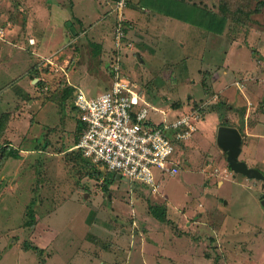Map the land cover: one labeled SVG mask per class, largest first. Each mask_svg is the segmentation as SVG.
<instances>
[{"label":"rangeland","instance_id":"rangeland-1","mask_svg":"<svg viewBox=\"0 0 264 264\" xmlns=\"http://www.w3.org/2000/svg\"><path fill=\"white\" fill-rule=\"evenodd\" d=\"M139 2L128 0L123 11L128 15L127 6L134 4L144 12L135 11L137 14L151 16L145 17L148 28L129 20L127 33L135 38L132 48L137 51H140L138 48L146 49L142 52L146 62L137 55L126 58L131 50L122 48V73L135 86L142 85L148 89L146 93L151 104L167 111L165 115L153 111V118L157 121L164 117L171 119L176 114L173 110L177 108L196 111L201 105L200 112L203 111L204 116L218 110L219 120L213 121L216 128L224 120L237 127L244 141L240 159L245 158L248 165L264 170V0ZM37 4L43 5L48 12L52 5L60 6V0H0V27L3 29L0 36V62H3L0 64V87L31 64L36 65L35 70L39 71L36 74L34 71L26 81L31 92L20 90L17 85L15 97L9 91L0 96V117L8 113L9 119L13 113L19 137L15 143L7 135L0 146V264H142L143 261L146 264L147 256L153 260L149 264H155V254L162 255V264H173L168 256H172L176 264H264V180L247 178L242 184L234 182L236 180L231 177L232 182L228 179L222 187L217 184L216 179H223L219 173L224 176L231 175L233 171L229 167L227 153L222 151L218 163L215 162L214 154L220 149L216 143L217 129L213 134L211 122L201 123L200 127L197 124V129L185 139L187 144H191L189 138H194L197 143L189 147L192 148L191 153L196 154L197 161L189 162V177L184 171L183 164L187 163L184 160L180 164L181 174L167 176L162 185L168 193L169 197L165 198L168 202L163 201L159 193L154 195L147 188L149 192L139 185L135 187V201L143 204V216L137 215L130 201L133 196L129 192L131 182L127 178L124 181L118 176L111 178L105 167L82 160L77 149L69 150L80 135L81 123L74 89L68 86L60 58L62 61L65 57L72 66L80 67L81 80L89 78L87 71L98 73L101 78L106 75L118 56V46L110 40L113 38L114 17H107L102 22L104 36L108 38L106 44L111 50V55H105L107 59H103L93 45L96 43L92 40L94 35L83 31V28H79L81 31L76 35L70 29L66 30L70 43L66 38L61 42L59 36L51 33L56 26L45 28V34L31 29L26 18L34 12ZM90 7L93 8L92 4L78 1L74 10L82 13ZM196 8L197 12L194 11ZM149 10L155 12L148 14ZM104 11L101 9L102 13ZM153 15L158 21L153 19ZM173 15L176 16L173 18ZM193 16L198 17L193 19ZM200 26L209 29L213 26L212 32L207 34L199 29ZM148 33L151 37L146 36ZM48 36H52L51 41L46 38ZM140 37L145 38V45L138 39ZM65 41L67 50L60 57V48L65 46ZM233 42L236 45L230 47ZM9 47L25 55H15L17 60L24 57V62L17 65L4 61ZM157 48H160L159 54H156ZM196 50L197 53L203 51L204 56L201 54L199 59L190 57ZM227 50L229 56L225 54ZM152 53L155 57L151 59L149 55ZM225 61L238 70L230 69L229 79L234 78L235 85L226 89V94L236 97V100L224 95L218 89L220 84L215 83L220 72L224 75L219 66ZM203 63L208 65L202 68ZM36 76L41 78L32 83ZM76 78L80 79L79 73ZM194 79L197 80L196 85L193 84ZM213 85H216V90H207ZM238 87L246 94L243 99ZM191 94L194 97L189 98ZM13 106L15 110L20 108L17 113L11 110ZM6 110L11 111L2 113ZM30 124L39 133L44 125H55L52 141L59 148L58 152L60 149L65 152L41 154L45 152L41 143L32 150L38 155V160L25 158L24 134ZM4 145L22 151L23 155L5 157L3 162ZM185 152L186 146L181 143L177 157L184 158ZM180 154L182 156H178ZM210 164L215 167L209 168ZM205 176L210 180L206 190L203 188ZM207 193L211 195L207 196ZM214 195L223 198L224 202L228 200L229 206H219L211 212L195 205L196 199L207 207L216 204ZM155 203L164 205L157 211L158 215L169 220L174 216L175 221L179 217L170 216L166 207L180 208L188 204V207H198L199 210L180 219L183 229L169 224L170 230L165 229L164 224L159 225L158 218L148 211L150 205L156 207ZM205 222L216 233L209 227L200 226ZM153 227L157 229L153 230ZM149 228L156 232L154 236ZM197 228L202 229L201 235L197 236ZM178 230L186 231L189 239L173 237L182 232ZM154 237L156 242L150 244ZM145 240L149 242L143 249L136 246L144 245Z\"/></svg>","mask_w":264,"mask_h":264},{"label":"built area","instance_id":"built-area-1","mask_svg":"<svg viewBox=\"0 0 264 264\" xmlns=\"http://www.w3.org/2000/svg\"><path fill=\"white\" fill-rule=\"evenodd\" d=\"M126 5L127 0L115 2L113 40L118 56L110 65V86L96 95H88L80 87L74 91L83 127L74 149L90 163L156 192L167 176L179 171L176 145L197 129L202 114L199 108L175 114L171 119L153 118V111L163 115L167 111L151 104L140 87L122 73L120 49L133 46L127 35L130 25L123 11Z\"/></svg>","mask_w":264,"mask_h":264},{"label":"crops","instance_id":"crops-1","mask_svg":"<svg viewBox=\"0 0 264 264\" xmlns=\"http://www.w3.org/2000/svg\"><path fill=\"white\" fill-rule=\"evenodd\" d=\"M78 1H79V3H84V4L88 2L89 4H92L93 8L90 7L87 12L85 11V12H82V13H76V11L74 10V6H75L76 2H78ZM137 1L138 2L140 1L141 3H145V2H143V0H137ZM115 2H116V0H60V6L54 4V5H52L49 8L50 10L48 12H47V10H45V7L43 5L37 4V8L34 9V12H32V14L26 18V22L29 24V27L31 29H33L35 32H38L40 34H45V32H46V29L45 28H48L49 26H54V27L56 26V28L51 33H53L55 37L59 36L61 42H62V40H64L66 38L67 39L66 41H69L68 43L71 42L70 41L71 39H68V37L66 36V30L67 29H70L72 31V34L73 35H76V34L80 33V31H81L79 28H83V31H86L89 34H93L94 35L95 39H92V40L95 41L96 43H93V45H94V47H95L96 50L100 51V53L98 52V54H100L99 56L104 59V58H106L105 55H107V57H109V55H111L110 54L111 53V50H109V45L106 44V41L108 42V40H107L108 38L104 36V32L102 30V22L106 21L107 20V17H110V19H113V17H114V19H113L114 24L113 25H115V13H114ZM139 3H138V5H139ZM131 5L132 6H127L128 7V15L125 13L126 14L125 16H126L127 20H130L131 22L133 21L134 23L136 22V24H138V23L140 24L141 23L140 25L143 24L144 25V28H148L147 27L148 21H145L146 20L145 17L147 16V18H150L151 16L150 15H147V14H140V15L137 14L135 11H140L142 13H144V12L141 11L138 8L137 5H134V4H131ZM66 7H69V10H65ZM142 8H145V6L143 5ZM101 9H104L105 11L102 13L101 12ZM197 10L198 9L196 8L194 11L197 12ZM152 12H155V11L154 10H149L148 11V14H152ZM92 14H93L92 18L89 19L88 17L91 16ZM167 15H169V14H167ZM175 16L176 15H173L172 17L174 18ZM191 17L192 16H190V18ZM197 17L198 16H196V17L193 16V19H197ZM52 19H54L55 21H53ZM153 19L155 21H158L156 15H153ZM187 19H189V18H187ZM210 28L213 29L212 27H210ZM199 29L203 30L207 34H209V32L211 31L209 29V27H204V26H200ZM148 30L150 31V29H148ZM201 30H200V32H203ZM51 33H49V34L52 35ZM213 34H216L214 32V30H213ZM149 35L151 37V34H149V33L146 36L149 37ZM128 36H130V35H128ZM46 38L50 40L52 38V36H48ZM61 38H63V39H61ZM134 39H135L134 37H129L128 40H130L132 42V41H134ZM138 39L142 40L144 42V45H145L146 40H145L144 37L143 38L140 37ZM110 40L112 42L113 38H110ZM66 41L64 43L65 46H63L62 48H60V57H61V55L63 56V53L67 50L66 49V47H67V42ZM61 42H60V45H61ZM45 43H46V41H45ZM182 45L184 46V43ZM232 45H236V43L233 42V44H229L230 47H232ZM1 49L2 48H0V50ZM127 49L128 50H131V51L126 54V58L129 55H137L139 57V59H141L142 61L145 60V62H146V58L144 57V54H143L144 51H146V49L144 51H142L141 48H138L140 51H137V50L134 49V47L133 48L131 47L130 49L127 48ZM159 49L160 48H157L156 51H158V52H156V54H159L160 53ZM14 52H16V51L15 50H12L11 47H9V52L6 53V55L8 54L6 56L7 59H3V60L4 61L8 60L9 62H13L14 64H17V65L19 64V62H24V60H25L24 57L23 58H20L19 60H17V59H15V55L21 56V57L22 56H25V55H23L21 53H18V51L15 54H14ZM161 52H162V50H161ZM201 54H202V56H204L203 55L204 54L203 51H202V53H200V52L197 53V50L195 52L192 51L190 57H195V58L199 59ZM225 54H226V56H229V50H227ZM150 57L152 59L153 57H155V55L152 53V56H151V54L149 55V58ZM11 58H13V59H11ZM216 59L218 60V57ZM147 60H149V59H147ZM0 64H3V62H0ZM203 65H208V63H203L202 64V68H203ZM21 66L22 67H25L23 64ZM35 67H36V65L31 64L28 68L27 67L25 68V71L23 73H20L19 75H16L12 80H10L9 82H7L4 85H2L0 87V96L4 92L9 91L8 93H12L13 97H15L17 95L16 90H18V89L15 88V86H17V85L20 86V90H24L27 93L31 92L32 89L27 88L26 81L29 79V77H31L33 75V72L34 71H35L34 74L37 73L36 70H35ZM60 67L63 68L62 70H64V72L66 74V77L68 78L67 81H69L68 83L74 89V91L76 90L77 87H80L88 95H96V94L102 92L103 90H105L106 88H108L110 86V84H111V74H110L109 69H108L106 75H103L102 78H101L100 75H98V73H93V72H89V71L85 70V72L87 71L86 74H88L90 76H89V78L87 80H85V79L84 80H81L83 78H82V75H81L82 71H81L80 67L79 66H72V64L69 63V61H68L67 58L64 57L62 61H61V58H60ZM219 67L223 69L222 72H223V74L225 76L222 75L221 72H220V75L216 76L217 79H215V83L216 84H220V87L218 89L222 90V93L224 95L228 96L226 94V89L229 88L232 85H235V84H233L234 78L229 79L230 69L232 67L226 61L224 63H222V64L220 63V66ZM40 69H41V67H40ZM232 70H234V72H237L238 71V70H235V68H232ZM77 73H79L80 79H77L76 78V74ZM40 78L41 77H37V76L34 77V78H32V83H33V81H35V79L38 82V79H40ZM74 79H77V80H74ZM224 79H226V80H224ZM22 82H24V84ZM224 82H225V84L223 85ZM193 84L196 85L197 84V80L194 79ZM207 88H208L207 90L211 91V90H216L217 87H216V85H213V87H210V88L207 87ZM140 89L145 93L147 99L149 100L148 95L146 93L148 89L146 90V88L144 86H142V85L140 86ZM238 91L241 92L242 96H240V98L243 99L244 96H246L245 92L243 93V91H242V89L240 87H238ZM192 97H194V95L191 94L189 96V98H192ZM228 97H230L231 99L236 100V97H234V98L232 96H228ZM242 101H243V103H245L244 100H242ZM14 107L15 106H13V108L11 110H13ZM199 108L200 109L203 108L202 105ZM19 109H16V110L14 109L15 110L14 112L17 113L18 112L17 110H19ZM160 109H163V108H160ZM11 110H6V111H4L2 113L9 112ZM173 111L176 114H179L181 112H186V111L182 110L181 108H177V110H173ZM201 113H202V116H201V118L198 121L199 127H200L201 123L211 122L212 128L214 129V131H212V133L214 134V132L217 129L216 128L217 125L215 126V122H213V121L214 120H219L218 110L217 111L216 110H212V111L209 112V114L206 113L207 116L206 115L204 116L203 111ZM12 117L13 118H11L10 121L8 122V125L6 127V132L5 133H6V136L7 135L9 136L8 139L12 140L15 143H18V140H19L18 138L19 137L17 136L18 129L15 126V122H16L14 120L15 119L14 118L15 116H12ZM223 124H228V122L226 120H224L223 121ZM37 131L38 130H35L34 127L30 124L29 127H28V129H27V131L24 134V141H23L24 145H23V147H24V151L27 152L25 154L26 155L25 158H28L29 161L35 160V159L38 160L37 159L38 158L37 157L38 155L37 154H34L32 152V150H33L34 147H36L37 145H39L41 143H43V146L42 145L41 146L43 147L44 151L46 152V153L45 152H42L41 154H45V155H50V154H47V153H53V154L55 153L56 154L58 152V150H59V148L57 147L56 143H54V141H52V137H53V135H54V133L56 131V126L55 125H44L43 126V129L41 130L40 133L37 132ZM200 131H201V128H200ZM217 131H218V129H217ZM213 134H212V136H213ZM58 138L60 139V141L58 143V145L60 146V142L62 141L61 140V136L58 137ZM193 139L194 138H192V139L189 138L188 140H190L191 144H193V145L197 144L196 142L193 141ZM216 141H217V135H216ZM77 142H75V144ZM186 142H187L186 140H184L183 142H181V143L184 144V146H186V152L184 153L185 154V157L184 158L182 157V159H179V157H177V154H176V152L178 151V148H180L181 143H177L176 150H175V154L174 155L178 159V161H179L180 164L182 163L183 160H184L185 163L187 162L186 164H183V165H184V168H185L184 171L186 172V176L189 177V175H188V172H190L189 162L190 161H192V163H193V161L196 162L197 161V156H196L195 153L194 154L191 153L192 148H190L191 150L189 149V147L191 146V144L190 143L187 144ZM11 144H12V142H11ZM75 144L71 148H69V150H71V149L74 150ZM262 147H263V153H264V145ZM243 148H244V141L242 143V151H243ZM202 149H204V148H202ZM219 149H220V152H218L217 154H214L215 155V162H217V163H218V159L221 158V156H222V153L221 152L222 151L225 152L222 148L219 147ZM189 150H190V152H189ZM242 151H241V153H242ZM29 152H31V153L28 154ZM62 152H65V151H63V150L60 149V152H58V153L61 154ZM20 155L21 156L23 155L22 154V151H20ZM45 155H43V156H45ZM188 155H191V157H189ZM209 155H210V158H214L213 157V154H209ZM178 156H182V155L180 154ZM193 157H194V160L192 159ZM43 160L44 159L42 158V162L44 163ZM82 160H83V157H82ZM92 165L96 166V164H92ZM208 167L211 168V169H213L215 166L212 165V164H210ZM258 168H260V167H258ZM260 169L264 172V170L262 168H260ZM180 172H182V171H180V169H179V171L176 174H178ZM221 174H223V173H219V176H221L223 179H216L217 184L218 185H221V187L223 185H225L226 180L230 179L231 177H233L236 180L234 182L242 183V184H244L245 179L249 178V177H247L244 174L236 173L234 171H233V173L231 175L230 174H228V175L225 174L223 176ZM172 176H175V175H172ZM87 177H89V176H87ZM118 177H121V176L118 175ZM89 178H91V177H89ZM91 179H93V178H91ZM123 179L124 178H122V180ZM165 179L162 181V184L165 181ZM249 179H251V178H249ZM230 181H231V179H230ZM203 182H204L203 188H204V190H206L207 187H208V185L210 184V180L208 179V177L205 176V180H203ZM137 185L141 186L140 183L131 182L130 187L128 188L129 189V192L133 196L130 201H131V203L133 202L132 205L134 206L133 208L136 210L135 212L137 213V215H140L141 214L143 216V213H144L143 212V210H144L143 209V204H140L138 201L136 202L135 201V197H134L135 190L137 189L135 187H137ZM141 187H142V189H146V187H143V186H141ZM89 188H91V187H89ZM150 192L152 193V191H150ZM158 193L160 194V196L162 197V199H164L163 201L168 202V200H165V198L168 196L167 195L168 193L166 194V192H165V190L163 188V185L161 186V189L159 191L153 192L152 194L159 195ZM207 194H208L207 196L211 195L210 193H207ZM219 199H221V200H219ZM214 200L216 201V204L209 205V207H207V206H205V204L201 203L200 201H198L196 199L195 200V205L198 206L199 208L201 206L203 208L202 210H204V211H211V212H213L216 207L219 208V206H220V207L223 208V207L229 206V201L228 200H226L224 202L223 201V198H220L217 195H214ZM158 202H159V200H158ZM198 203H201V205L200 204L198 205ZM137 205H139V207ZM155 205H156L155 210H157V211L159 210V208H162L164 206L163 204H158V203H155ZM129 206L131 207V205H129ZM150 206H152V205H150ZM176 206L178 207L180 205H176ZM188 206L189 205L186 204L185 206L180 207V208H175V207L172 208V206L170 208H167L166 207V210L170 214V216L176 215L175 218H178L179 217V220L176 219V221L173 218L174 216L171 218V220H169V219H167L164 216H160V215L154 214L151 211V207H150V210H148V211L150 213H152L153 215H155L158 218L159 225L164 224L162 226L165 229L167 228V229H170L171 230V228H170L171 226L169 224H172V225L177 226L178 229L179 228L180 229H183V227H181L180 219H182V218H184V217H186V216H188L190 214H194L196 210H199L198 207L197 208H191V207H188ZM184 207L186 208L185 210L183 209ZM131 210L132 209L129 208V212L130 213H131ZM176 210H178V212H176ZM183 210L185 211L184 214H183ZM172 212H174V213H172ZM199 212H202V211H199ZM128 215H129V213H128ZM124 216L126 217V215H124ZM181 216H183V217H181ZM125 217H123V218H125ZM138 219H141V217L139 216ZM155 223H156V221H155ZM152 224H154V222H152ZM191 224H190V226H191ZM201 225L204 228L205 227L211 228V226H209V224L207 222L201 223L200 226ZM150 227H151V225H150ZM149 229H150V233H152V236H154L153 234H156V232L155 231L153 232V230H155L157 228L153 227V230L151 228H149ZM211 229H212V231H215L214 233H216V230H214L213 228H211ZM178 231L181 232L182 230H178ZM201 231H202V229L197 228V236L198 235H201ZM187 235L188 234L186 233V231H184V232L182 231L180 234L177 233V235H174L173 237H178V238L186 237V238H188ZM152 239L153 240L151 242H149L148 240H145V244L144 245H142V244L141 245L140 244H136V246L139 245V247H141L143 249L144 246L147 244V242H149L150 244L156 242L155 237L152 238ZM120 242H121V240H120ZM133 249H135V247ZM133 249H132V251H133ZM133 254H134V251H133ZM133 254H131V255H133ZM155 256H156V258H155V264H162V260H163V258H161L162 255L155 254ZM165 256H166V254H165ZM168 258L173 262V264H176V262L172 258V256H168ZM145 260H146V264H149L150 260L153 261L152 258L151 257H148V256H147V259L145 257ZM141 263L143 264L144 261L141 262Z\"/></svg>","mask_w":264,"mask_h":264},{"label":"water","instance_id":"water-1","mask_svg":"<svg viewBox=\"0 0 264 264\" xmlns=\"http://www.w3.org/2000/svg\"><path fill=\"white\" fill-rule=\"evenodd\" d=\"M243 135L241 131L232 125L221 124L217 131V144L227 153V161L230 168L236 172L246 175L249 178L264 180V172L240 159L242 151Z\"/></svg>","mask_w":264,"mask_h":264},{"label":"trees","instance_id":"trees-1","mask_svg":"<svg viewBox=\"0 0 264 264\" xmlns=\"http://www.w3.org/2000/svg\"><path fill=\"white\" fill-rule=\"evenodd\" d=\"M262 4L264 5V2H262ZM127 5H128V0H127ZM125 14V13H124ZM126 21H127V23H128V25H130V21L129 20H127L126 19ZM222 24V23H221ZM212 28H213V26H211ZM211 29V28H210ZM36 72H39L38 70L36 71ZM68 86H70V85H68ZM12 115H13V113H11L10 114V116H9V119H8V113H5V114H3L1 117H0V146L2 145V143H3V137H7L6 136V127H7V125H8V122L10 121V119L12 118ZM79 122H80V120H79ZM81 132H80V135H79V137H78V139L76 140V142L79 140V138H80V136H81V133H82V125H81ZM8 138V137H7ZM8 145V144H7ZM9 145H11V143H9ZM5 146V145H4ZM3 146V147H4ZM79 151V150H78ZM80 152V151H79ZM71 154V156L73 155L72 153H70ZM81 156H82V154H81ZM2 157L3 158H5V157H15V158H17V157H20V152H18L17 150H14V149H12L10 146L8 147V148H6V146L3 148V150H2ZM82 158V157H81ZM5 160H6V158L4 159V161L3 162H5ZM2 162V163H3ZM108 171V170H107ZM108 174H109V176L111 177V178H113L114 176L116 177V176H118L114 171H108ZM151 207V211L154 213V214H156V215H158V213H157V210H155V206L154 205H152V206H150ZM32 211V210H31Z\"/></svg>","mask_w":264,"mask_h":264}]
</instances>
